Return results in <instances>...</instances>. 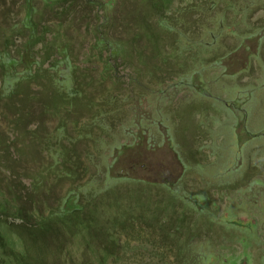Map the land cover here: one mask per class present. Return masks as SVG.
<instances>
[{
	"label": "rangeland",
	"instance_id": "374dc122",
	"mask_svg": "<svg viewBox=\"0 0 264 264\" xmlns=\"http://www.w3.org/2000/svg\"><path fill=\"white\" fill-rule=\"evenodd\" d=\"M139 9L0 0V199L28 219L76 201L144 215L126 264H264V0H174L152 36Z\"/></svg>",
	"mask_w": 264,
	"mask_h": 264
},
{
	"label": "trees",
	"instance_id": "16d2710c",
	"mask_svg": "<svg viewBox=\"0 0 264 264\" xmlns=\"http://www.w3.org/2000/svg\"><path fill=\"white\" fill-rule=\"evenodd\" d=\"M173 6L174 0H140L139 15L144 10L158 13L155 26L142 27L149 36L155 30H174L166 16ZM108 43L98 40L103 48ZM114 51L110 50L125 52ZM116 203L86 208L77 201L66 202L58 212H40L28 219L21 208L9 209L0 199V264H126L131 259L129 253L140 250L144 243L146 222L144 215H128ZM140 209L133 205L131 210L136 213ZM10 211L17 214L20 223L9 222ZM133 243L137 247H131ZM136 256L139 253L133 254Z\"/></svg>",
	"mask_w": 264,
	"mask_h": 264
},
{
	"label": "crops",
	"instance_id": "0c3cea01",
	"mask_svg": "<svg viewBox=\"0 0 264 264\" xmlns=\"http://www.w3.org/2000/svg\"><path fill=\"white\" fill-rule=\"evenodd\" d=\"M220 72H222L221 70H220ZM193 76H195L196 78H197V76L196 75H192V77H191V82L193 81ZM235 76V75H234ZM233 76V78H231L230 80H225V81H227V83L229 82L230 83V85H232V86H237L238 84L241 86L240 87V89L243 87V86H249V92L251 93L252 91H254V88H255V86L258 84V83H260V81L259 82H256V79L255 78H253V79H251V77H250V79L252 80H250V83H248V85H247V83L245 84V82L243 83L242 82V80H234L236 77H234ZM232 80H234V81H232ZM198 81H199V83L200 84H203V86H205V85H209L207 88H208V90H207V92H206V96L208 97V98H218L219 96V94H220V92H219V90L215 93L214 92V88H220V86L222 85V80H219V82L216 84V80H214L212 77H202V75H198ZM242 82V83H241ZM212 83V84H211ZM241 83V84H240ZM251 84V85H250ZM210 85H211V87L213 86V89H209V87H210ZM227 84H225V86H226ZM236 89H238V88H236ZM210 93V94H209ZM235 97L237 98V96L239 95V93H241V90L240 91H238V90H235ZM196 94H197V96L199 97V96H201V91H198V92H196ZM205 95V94H204ZM221 96H223V97H225L224 95H221ZM197 97V98H198Z\"/></svg>",
	"mask_w": 264,
	"mask_h": 264
}]
</instances>
